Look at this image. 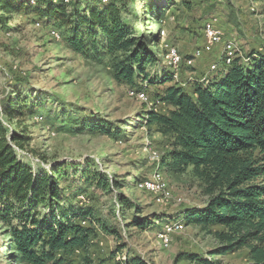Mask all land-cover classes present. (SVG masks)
<instances>
[{
	"label": "rangeland",
	"instance_id": "rangeland-1",
	"mask_svg": "<svg viewBox=\"0 0 264 264\" xmlns=\"http://www.w3.org/2000/svg\"><path fill=\"white\" fill-rule=\"evenodd\" d=\"M149 1L157 4V13L146 9ZM136 4L141 15H129L128 20L137 24L142 19L149 35L152 34V48L162 56L172 75L165 44L174 45L182 56L176 78L172 76L168 83L188 87L195 80L213 77L220 72L215 67L223 59L227 41L236 47L230 53L231 60L236 53L245 58L246 64L249 58L264 56V15L258 2L143 0ZM207 18L220 25L222 42L214 43L211 53L199 57L203 22ZM53 28L58 30V37ZM65 34L56 22L24 13L13 15L7 27H0V118L16 130L27 126L30 136L28 145L17 150L19 158L35 170L49 169L54 161H72L83 166L89 161L90 171L98 170L118 184L98 185L93 176L86 182L80 179V167L67 169L70 179L59 186L64 188L67 203L78 205L79 200L91 207L93 221H79L90 224L94 233L87 248L67 254L65 264H117L127 252L152 264H202L187 256L211 257L209 251L218 241L208 229L184 224L180 231L168 233L167 243L162 239L166 225L182 219L176 218L179 213L206 201L202 186L189 168L175 173L163 164L161 157L170 146L154 124L133 127L120 122L137 120L146 108L167 111V104L159 98L165 85L153 83L149 87L145 83L142 89L149 93L147 101L131 96L129 91L135 88L113 77L107 58L98 62L72 51L64 40ZM183 58L193 60V64ZM10 98H16L21 110H31L30 114H20L9 121L2 110ZM83 119L110 120L121 124L125 131L112 136L83 128ZM156 169L162 172L166 189L154 193L139 188L138 182ZM133 219L146 222L140 225ZM217 228L222 227L213 226L211 230ZM5 232L6 226L0 221V264H19L5 246ZM120 245L124 248L118 250ZM247 254L248 250L241 248L213 258L221 264H246Z\"/></svg>",
	"mask_w": 264,
	"mask_h": 264
},
{
	"label": "trees",
	"instance_id": "trees-1",
	"mask_svg": "<svg viewBox=\"0 0 264 264\" xmlns=\"http://www.w3.org/2000/svg\"><path fill=\"white\" fill-rule=\"evenodd\" d=\"M91 1L0 0V27H7L20 13L54 21L65 29L64 40L72 51L98 62L107 58L113 77L132 85L129 88L163 83L159 98L167 111L146 108L137 120L120 122L133 127L154 124L170 146L161 157L163 164L175 173L189 168L202 186L206 201L185 208L176 218H182L185 226L208 229L218 245L209 251L212 258L187 257L221 264L213 257L246 248V264H264V56L248 57L246 64L236 53L226 64L223 52L224 60L220 58L215 67L220 72L213 77L195 80L188 87L168 83L173 79L171 69L152 48L146 24L127 18L141 15L136 2L143 0ZM253 1L260 3L264 15V0ZM156 7L146 3V9L157 13ZM21 107L10 98L2 112L13 121L30 114ZM81 124L112 136L125 131L106 119H83ZM29 140L27 126L16 130L0 118V221L6 226L5 246L19 264H65L67 254L87 248L94 233L90 224L79 221L92 217L91 207L79 200L78 205L67 203L59 186L70 179L67 169L80 167V179L86 182L93 176L98 185L118 184L98 170L90 171L89 161L87 166L54 161L49 169L35 170L18 156L17 150ZM133 222L143 225L146 220ZM213 226L222 228L211 230ZM117 264L152 263L127 252Z\"/></svg>",
	"mask_w": 264,
	"mask_h": 264
},
{
	"label": "bare ground",
	"instance_id": "bare-ground-1",
	"mask_svg": "<svg viewBox=\"0 0 264 264\" xmlns=\"http://www.w3.org/2000/svg\"><path fill=\"white\" fill-rule=\"evenodd\" d=\"M214 24H215V22L213 19H207L203 22V28H212L214 26ZM56 31L54 30L53 34L58 37V34H56L57 33ZM218 42H222V37H220L217 41H214V43H218ZM170 45H172V44H170ZM167 46L168 45L165 44L166 48H164V49L166 51V56L169 59L170 65L173 69L172 71H174L172 76H174L173 78H176V76H177L176 71L177 70H175V66H177V68L180 66V58L179 57H173V55H169V51L167 49ZM235 49H236V47H234L232 42H230V41L225 42L223 52L225 54L226 64L230 63L231 56H232L230 53H231V51H234ZM188 60H191V59H188ZM129 94L131 96L135 95L137 98H140L143 101H147L149 99V98L147 99L148 95L145 97L146 93H145V90H143V89L138 90V91H136L135 89L131 90V91H129ZM152 154H153L154 158L158 159V155L155 151H152ZM158 169L153 171L152 175L150 177L146 178L147 184H145V181H144L145 179H143L142 181L138 182L137 186L139 188L145 189L149 192H154V193L163 192L166 189L167 185H166L165 179L162 175V172H160V170H158ZM183 225H184L183 219H177L174 222H169V224L166 225L165 232L162 234L163 241L165 243H167V240H168L167 233L169 231V227L172 228V230H174V231H180L183 228Z\"/></svg>",
	"mask_w": 264,
	"mask_h": 264
},
{
	"label": "built area",
	"instance_id": "built-area-1",
	"mask_svg": "<svg viewBox=\"0 0 264 264\" xmlns=\"http://www.w3.org/2000/svg\"><path fill=\"white\" fill-rule=\"evenodd\" d=\"M202 31H203V40L198 50L199 57H201L203 54L211 53L213 51L214 41H217L220 37H222V29L220 25L214 24L212 28H202ZM163 33H165L164 30ZM167 49L169 51V55H173V57H182L179 54L178 48L174 47V45L167 46ZM184 62H188V64H193V60L184 59ZM175 70H180V68H177V66H175ZM147 94H145V97ZM144 181L145 184H147L146 179ZM172 231H173L172 228L169 227L168 233Z\"/></svg>",
	"mask_w": 264,
	"mask_h": 264
}]
</instances>
